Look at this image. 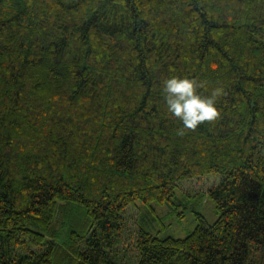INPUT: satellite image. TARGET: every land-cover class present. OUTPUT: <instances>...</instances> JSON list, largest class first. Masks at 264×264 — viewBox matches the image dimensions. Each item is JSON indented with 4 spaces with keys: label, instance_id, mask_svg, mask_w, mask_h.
Returning a JSON list of instances; mask_svg holds the SVG:
<instances>
[{
    "label": "trees",
    "instance_id": "obj_1",
    "mask_svg": "<svg viewBox=\"0 0 264 264\" xmlns=\"http://www.w3.org/2000/svg\"><path fill=\"white\" fill-rule=\"evenodd\" d=\"M173 72L216 119L167 111ZM209 174L187 236L139 226ZM0 264H264V0H0Z\"/></svg>",
    "mask_w": 264,
    "mask_h": 264
},
{
    "label": "rangeland",
    "instance_id": "obj_2",
    "mask_svg": "<svg viewBox=\"0 0 264 264\" xmlns=\"http://www.w3.org/2000/svg\"><path fill=\"white\" fill-rule=\"evenodd\" d=\"M219 174L204 175L199 178H193L189 181H184L179 184V188L182 192L175 190V196L172 201L165 203L151 202L149 206L144 205L142 202L137 201L136 204L139 207H144L142 213L137 215L138 208L130 207L127 212V226L129 228L130 237L136 236L137 224L136 219L138 217L139 226L143 229L152 232L158 237L174 236L185 237L194 227L196 220L193 215L194 209L200 206L197 203L196 198H189L195 191H206L214 183L220 180ZM183 211L185 215L181 218L177 216V213ZM200 213L204 216L208 223H213L217 219V213L215 211V205L212 200L206 199L202 203ZM192 216L194 219L190 217ZM133 241L129 240L126 245H130V255H133L134 247H131ZM133 257V256H132Z\"/></svg>",
    "mask_w": 264,
    "mask_h": 264
},
{
    "label": "clouds",
    "instance_id": "obj_3",
    "mask_svg": "<svg viewBox=\"0 0 264 264\" xmlns=\"http://www.w3.org/2000/svg\"><path fill=\"white\" fill-rule=\"evenodd\" d=\"M205 87L194 77L171 73L162 79V93L167 111L179 118L184 128H196L204 121H212L219 115L218 99L223 89L213 88L210 94L200 91Z\"/></svg>",
    "mask_w": 264,
    "mask_h": 264
}]
</instances>
